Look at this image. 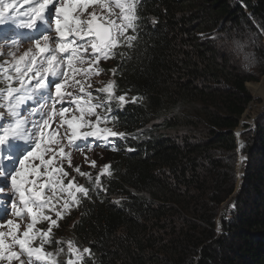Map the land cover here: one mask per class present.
Here are the masks:
<instances>
[{
	"label": "trees",
	"instance_id": "obj_1",
	"mask_svg": "<svg viewBox=\"0 0 264 264\" xmlns=\"http://www.w3.org/2000/svg\"><path fill=\"white\" fill-rule=\"evenodd\" d=\"M134 3L139 28L126 35L137 40L109 59L115 88L98 108L125 135L103 141L106 191L83 177L91 199L81 195L68 233L90 249L80 264H264V111L241 122L246 82L264 76V0ZM236 36L261 57L250 72L226 51Z\"/></svg>",
	"mask_w": 264,
	"mask_h": 264
},
{
	"label": "snow or ice",
	"instance_id": "obj_2",
	"mask_svg": "<svg viewBox=\"0 0 264 264\" xmlns=\"http://www.w3.org/2000/svg\"><path fill=\"white\" fill-rule=\"evenodd\" d=\"M17 3L19 0H0V24L5 23L6 19H12L6 14ZM23 3L30 7L24 12H16L18 27L34 29L38 22H45L47 25L52 22L54 15L55 35H42L34 40V49L25 51L19 57L10 52L8 55L13 57V61L0 62V80L7 82L6 87L0 89V101L5 102L0 103V107H7V112L0 113V145H5L10 138L34 144L30 151L27 150V145H10V149L14 153H21L22 158L19 159V166L10 173L11 191L18 197L11 203V211L16 219L7 220V230H0V261H7L8 264H57L55 256L61 249L54 254L46 252L44 245L54 242L53 228L58 227L64 213L70 212L73 205L81 203V195L91 199L90 189L76 184L74 178L67 184L64 183L63 178L68 173L62 163L69 154L61 143L64 137L58 134L59 128L67 125L66 138L70 146L76 145L77 141L85 142L90 137L106 141L125 135L99 126L101 116L96 110L104 105L101 102L93 103L96 98L89 90L90 85L86 86L76 77L82 75L90 78L100 74L103 70L98 65L102 60L114 59L118 55L123 59L125 53L117 52V49L123 45L131 47L137 40V35L126 33L137 32L139 18L134 0H111L113 9H118V12L110 10L98 17L95 11H91L87 13V18L84 17L89 6L108 10L110 0H23ZM44 31L51 32L52 29L46 26ZM32 38L31 35L24 37ZM18 43L14 40L8 46L13 47ZM84 64L88 67H82ZM12 72L15 73L14 76L10 74ZM13 82L19 86L13 87ZM70 86L79 87L80 95L68 92L66 89ZM114 88L115 83L109 81L105 87L96 91L107 94L111 103ZM138 99L132 97L133 102ZM49 100L52 101L50 112L47 110ZM116 100L123 104L126 96L120 95ZM68 103L76 105L78 116L67 118L69 107L63 105ZM58 104L61 107L57 111ZM26 111L27 117L23 115ZM110 111L109 109V113ZM34 116L39 119L29 120V117ZM57 116L60 124L55 130H51L50 122ZM90 116L96 117L95 122L87 118ZM107 118L106 116L105 119ZM5 119L8 121L6 124L3 122ZM29 123L31 127H28ZM85 128L90 130L81 131ZM58 164L61 166H57ZM95 165L96 161H91V166ZM75 171L92 179L89 173L82 172L79 167ZM105 174L112 175L110 164H105L101 174L95 178L92 192L106 191L101 185V176ZM0 178L6 181L2 169ZM49 191L52 195H47ZM2 192L3 188L0 187V193ZM65 193L67 198L61 204V197ZM50 212L55 214V218L47 214ZM23 221L27 222L22 223ZM40 222L48 223L46 230L37 227ZM4 227L0 225V228ZM67 247L69 255L75 254L77 257L75 261L69 259L67 264H80L83 260L80 250L72 241L67 242ZM83 253H90V249L84 248Z\"/></svg>",
	"mask_w": 264,
	"mask_h": 264
},
{
	"label": "rangeland",
	"instance_id": "obj_3",
	"mask_svg": "<svg viewBox=\"0 0 264 264\" xmlns=\"http://www.w3.org/2000/svg\"><path fill=\"white\" fill-rule=\"evenodd\" d=\"M30 7V5H26L23 3V0H19V3H17L16 7L14 9H11L10 12L6 15H9L11 17H16V12H24ZM114 10L118 12V9H113V6L111 4L110 0V8L108 10H102L99 6H89V8L85 11V17L87 18V13L91 11H95L97 13V16L100 17L102 15H105L107 11ZM3 24H0V43H4L0 45V62L3 61H13V57L11 55H8V53H14L16 57H19L22 55L25 51L29 49H34V40L40 38L42 35H55L54 33V15L52 18V22L50 24H47L45 22H38L37 27L34 29H26L18 27V20L16 22V28L18 30H14L12 28L3 29ZM50 27L52 29L51 32L44 31L45 27ZM261 32V29L258 30ZM9 34H15L17 36L16 41L19 43L13 47H9L8 45H11ZM31 35L32 39H24L25 36ZM54 46V45H53ZM108 61L109 60H102L100 61L98 67L102 69L103 71L98 75H92L90 78H85L84 76H77L76 79L81 80L82 83H84L86 86L90 85V91H92L93 97L96 99L93 100V103L101 102L103 105L104 98L107 94L99 93L98 89L105 87L109 81L113 82V74L110 72V69L108 68ZM9 65H5V67H8ZM79 66V65H78ZM82 67L87 68L88 65L84 64ZM108 68V70H107ZM11 75H15L14 72L10 73ZM7 82L0 80V89H4L6 87ZM250 84H257L260 85L262 89H264V76H262L257 82L249 81L246 82V87L249 90L250 94L253 97V101L250 103L248 108L245 110L242 116V122H247L249 124L254 125L255 120L258 116L262 114L264 111V93L258 94L253 92L252 87L249 86ZM13 87H18V83L13 82ZM54 90V89H53ZM68 92H72L75 95H80L79 87H68L66 89ZM87 99V97H85ZM0 103H5L4 101H0ZM49 108L47 109L49 112L51 110V104L52 101L49 100L48 102ZM63 106L69 107V113L66 114L67 118H71L72 115H79V112L77 111L76 105L74 103H68ZM61 105H56L57 111ZM106 107V105H104ZM97 113L101 116V113L96 110ZM7 112V107H0V113ZM23 115L25 117L28 116V112H24ZM88 119H91L93 122H95L96 117L90 116L87 117ZM32 119H39V117H29V120ZM5 124L8 122L7 119L3 121ZM60 124V118L59 116L55 117L52 122H50V129L55 130L56 126ZM100 127H108L112 129L113 131L117 132L115 128H113L108 122L105 121V119L101 116V121L99 124ZM28 127H31V123H29ZM242 129V128H241ZM90 129H81V131H86ZM67 125H63L59 128L58 134L64 137L61 141L62 145L65 148V152L69 154V157L71 159V166H69V157H66L63 160L62 166L64 167L65 171L68 173L67 177H64V183L67 184L69 180L75 179V183L78 185H82V180L84 176L79 175L75 171L76 167H79L82 172L89 173L90 176H95L96 178L98 175L101 174L102 168L105 164L108 163V159L106 158L105 154V146L102 145V140H97L95 138H88L87 141L81 142L77 141L76 145H69L66 133H67ZM118 133V132H117ZM0 134H2V128H0ZM237 136V135H236ZM34 139V138H33ZM15 141V142H14ZM14 141L9 139V141L5 145H0V169L4 170L6 181L2 178H0V187L3 188V192L0 193V216H3V219H0V225H4V228H0V230H7L6 224L7 220L9 219H16L11 211V203L18 199L15 195L12 194L11 191V181H10V173L15 170L19 166V159L22 158L21 153H14L10 149L11 144H21V145H27V150L30 151L31 147L34 146V144L31 141H24L15 139ZM242 143V139L237 136V144L240 146ZM8 153L13 154V156H7ZM26 154V153H25ZM2 157V159H1ZM11 157V159H9ZM87 157V160L85 159ZM8 159L4 162L1 160ZM95 160L96 165L94 167L91 166V161ZM34 163H38V161H34ZM57 166H61L58 164ZM240 166H241V160L238 162V172H240ZM47 195H52L51 191L47 193ZM8 197H11V199H8ZM67 198V194H63L61 197L60 203L62 204L63 199ZM5 204L7 207H5ZM59 207V206H58ZM77 207L78 205H73L70 212L64 213V216L61 220L58 222V227L53 228V236L52 240L53 243L45 244L44 248L46 252H52L54 254L57 253L58 249H61V251L55 256V259L57 261V264H67V261L69 259L76 260L77 257L75 254L69 255L67 242L72 241L69 237V230L70 225L72 224L73 219L76 216L77 213ZM7 213V215H5ZM53 216L55 218L54 213H47ZM27 221H23L22 223H26ZM37 227L41 229H47L48 223L47 222H40L38 223ZM68 234V235H67ZM55 241H62L63 243L57 244ZM36 244L38 245L39 242L37 241ZM76 248H78L76 245H74ZM80 254H83V249H80ZM17 250V249H14ZM0 264H8L7 261H0ZM13 264H18V262H13Z\"/></svg>",
	"mask_w": 264,
	"mask_h": 264
},
{
	"label": "clouds",
	"instance_id": "obj_4",
	"mask_svg": "<svg viewBox=\"0 0 264 264\" xmlns=\"http://www.w3.org/2000/svg\"><path fill=\"white\" fill-rule=\"evenodd\" d=\"M230 58L242 71L250 72L261 62L250 40L236 36L229 48L226 49Z\"/></svg>",
	"mask_w": 264,
	"mask_h": 264
},
{
	"label": "bare ground",
	"instance_id": "obj_5",
	"mask_svg": "<svg viewBox=\"0 0 264 264\" xmlns=\"http://www.w3.org/2000/svg\"><path fill=\"white\" fill-rule=\"evenodd\" d=\"M249 86L252 87L253 92L258 93V94H263L264 93V89L261 88L260 85L257 84H250Z\"/></svg>",
	"mask_w": 264,
	"mask_h": 264
},
{
	"label": "water",
	"instance_id": "obj_6",
	"mask_svg": "<svg viewBox=\"0 0 264 264\" xmlns=\"http://www.w3.org/2000/svg\"><path fill=\"white\" fill-rule=\"evenodd\" d=\"M241 122H242V119H241ZM240 132H241V128H240V127H237V128L235 129V131H234V133H235L237 136H239ZM239 187H240V182H239V183H237V186H236V188H235V191H234V192H236V190H238V189H239Z\"/></svg>",
	"mask_w": 264,
	"mask_h": 264
}]
</instances>
